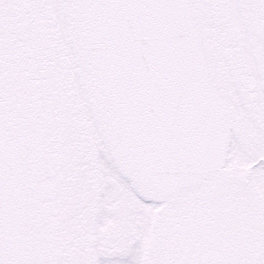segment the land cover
<instances>
[{"label": "snow or ice", "instance_id": "1", "mask_svg": "<svg viewBox=\"0 0 264 264\" xmlns=\"http://www.w3.org/2000/svg\"><path fill=\"white\" fill-rule=\"evenodd\" d=\"M0 264H264V0H0Z\"/></svg>", "mask_w": 264, "mask_h": 264}]
</instances>
